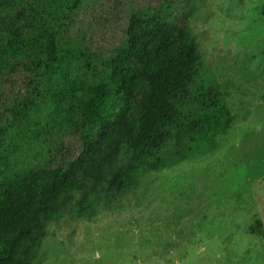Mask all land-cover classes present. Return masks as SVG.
<instances>
[{
	"label": "trees",
	"instance_id": "obj_1",
	"mask_svg": "<svg viewBox=\"0 0 264 264\" xmlns=\"http://www.w3.org/2000/svg\"><path fill=\"white\" fill-rule=\"evenodd\" d=\"M189 14L187 0H0V264H34L64 214L91 218L220 149L228 87Z\"/></svg>",
	"mask_w": 264,
	"mask_h": 264
},
{
	"label": "rangeland",
	"instance_id": "obj_2",
	"mask_svg": "<svg viewBox=\"0 0 264 264\" xmlns=\"http://www.w3.org/2000/svg\"><path fill=\"white\" fill-rule=\"evenodd\" d=\"M187 4L184 28L228 87L229 135L91 218L50 223L34 264H264V0Z\"/></svg>",
	"mask_w": 264,
	"mask_h": 264
}]
</instances>
